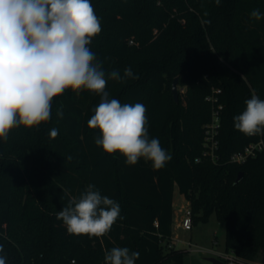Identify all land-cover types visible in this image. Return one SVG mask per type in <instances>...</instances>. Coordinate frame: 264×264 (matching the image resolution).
I'll return each instance as SVG.
<instances>
[{
  "label": "trees",
  "instance_id": "obj_1",
  "mask_svg": "<svg viewBox=\"0 0 264 264\" xmlns=\"http://www.w3.org/2000/svg\"><path fill=\"white\" fill-rule=\"evenodd\" d=\"M102 31L90 49L105 78L131 67L139 78L107 80L110 98L146 106L148 133L172 159L134 166L95 144L88 120L100 96L71 89L53 98L51 119L19 126L0 140V245L6 264H105V250L140 253L135 264H185L171 245L177 185L193 224L215 213L225 245L242 263L264 264V149L244 162L232 154L264 135L247 136L234 117L253 94L264 99V0H91ZM253 10L262 14L251 17ZM178 77L180 101L172 92ZM63 106V118L57 109ZM219 106H222L219 108ZM220 110L218 159L204 155L205 126ZM59 134L51 138L50 130ZM71 157V159H69ZM199 159V160H197ZM242 173V178H237ZM89 184L119 203L121 217L102 238L70 235L56 213Z\"/></svg>",
  "mask_w": 264,
  "mask_h": 264
},
{
  "label": "clouds",
  "instance_id": "obj_2",
  "mask_svg": "<svg viewBox=\"0 0 264 264\" xmlns=\"http://www.w3.org/2000/svg\"><path fill=\"white\" fill-rule=\"evenodd\" d=\"M217 5L220 0H215ZM251 17L262 18L259 10ZM102 31L101 19L91 0H0V140L7 142L12 129L38 127L51 119L53 98L71 89L100 96L88 120L90 130H99L95 144L104 153H119L128 166L141 158L162 169L171 155L158 138H150L146 106L121 103L110 98L107 80L126 83L134 75L127 67L121 75L112 70L107 79L102 63L89 45ZM246 107L234 117V127L247 136L264 135V99L253 94ZM63 106L57 116L63 118ZM59 130H50L56 138ZM71 159V157H69ZM115 200L101 195L89 184L80 197L72 198L56 219L70 235L102 238L121 217ZM140 253L127 247L105 250V264H135ZM7 257L0 245V264Z\"/></svg>",
  "mask_w": 264,
  "mask_h": 264
},
{
  "label": "rangeland",
  "instance_id": "obj_3",
  "mask_svg": "<svg viewBox=\"0 0 264 264\" xmlns=\"http://www.w3.org/2000/svg\"><path fill=\"white\" fill-rule=\"evenodd\" d=\"M173 83V82H172ZM179 98H182V89L178 85ZM186 199L184 195L179 191L178 186H175V208L176 213L174 217V233L175 239L179 238L181 242H178L179 247H186L189 249V254L185 258V264H212L205 258L212 254L195 251L196 248L210 249L214 248L217 251L226 252L225 245V224L218 220L215 213H212L208 221H198L193 224V227L189 230L183 229L178 225L181 221V208L186 206ZM191 243L192 245H190ZM231 254V251H228ZM226 264H262L260 261L254 263H242L241 261H227Z\"/></svg>",
  "mask_w": 264,
  "mask_h": 264
},
{
  "label": "built area",
  "instance_id": "obj_4",
  "mask_svg": "<svg viewBox=\"0 0 264 264\" xmlns=\"http://www.w3.org/2000/svg\"><path fill=\"white\" fill-rule=\"evenodd\" d=\"M222 106H219L221 108ZM216 109L213 113V119L211 123L207 124L205 126V138H204V155L210 156L214 161L218 159L217 155V150L219 148V129H220V110ZM264 149V140L261 139L258 142L255 143H250L245 147L243 151L236 152L232 154L231 160L233 162H244L247 157L249 156H254L256 155L259 151ZM199 160V159H197ZM181 221H179L178 225L182 227L183 229L189 230L193 227V213L192 209L187 203L185 207L181 208ZM178 242H181V240L178 238H173L171 240L170 246L171 245H177ZM192 245L191 243H189ZM195 251H200L203 253H209L212 254L211 256H217L224 260L225 262L227 261H235L238 260L234 254L233 251H231V254L226 251V252H221L217 251L214 248L210 249H202V248H196L194 249ZM239 261V260H238Z\"/></svg>",
  "mask_w": 264,
  "mask_h": 264
},
{
  "label": "water",
  "instance_id": "obj_5",
  "mask_svg": "<svg viewBox=\"0 0 264 264\" xmlns=\"http://www.w3.org/2000/svg\"><path fill=\"white\" fill-rule=\"evenodd\" d=\"M172 92H173L175 100L178 101V98H179L178 77H176L172 83ZM241 178H242V173L240 174V176L237 178L236 181L238 182ZM205 259L211 262L212 264H226L224 260H222L221 258L217 256H208Z\"/></svg>",
  "mask_w": 264,
  "mask_h": 264
},
{
  "label": "crops",
  "instance_id": "obj_6",
  "mask_svg": "<svg viewBox=\"0 0 264 264\" xmlns=\"http://www.w3.org/2000/svg\"><path fill=\"white\" fill-rule=\"evenodd\" d=\"M187 203H186V205H187ZM173 206H174V216H175V213H176V208H175V190H174V202H173ZM173 238H175L174 227H173Z\"/></svg>",
  "mask_w": 264,
  "mask_h": 264
}]
</instances>
